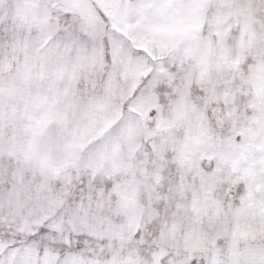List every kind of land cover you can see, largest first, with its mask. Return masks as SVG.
Returning a JSON list of instances; mask_svg holds the SVG:
<instances>
[{
    "label": "snow or ice",
    "instance_id": "6c2138e0",
    "mask_svg": "<svg viewBox=\"0 0 264 264\" xmlns=\"http://www.w3.org/2000/svg\"><path fill=\"white\" fill-rule=\"evenodd\" d=\"M0 264H264V0H0Z\"/></svg>",
    "mask_w": 264,
    "mask_h": 264
}]
</instances>
